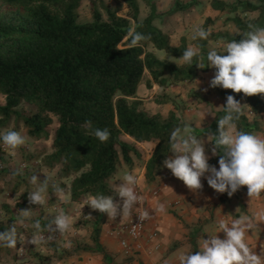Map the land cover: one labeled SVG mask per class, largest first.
<instances>
[{
    "label": "trees",
    "instance_id": "obj_1",
    "mask_svg": "<svg viewBox=\"0 0 264 264\" xmlns=\"http://www.w3.org/2000/svg\"><path fill=\"white\" fill-rule=\"evenodd\" d=\"M121 2L130 10L127 16L120 15L121 5L114 10L104 5L108 15V19H104L96 3L92 2L93 20L80 23L82 0H0V94L6 99L4 105L0 104V125L8 128L13 120L16 125L25 127L27 136L38 141L49 138L48 128L54 122L53 116L58 118L52 152L44 157L43 164L50 170L55 165H62L61 177L72 179L67 190L71 200L78 204L87 201L89 195L113 196L110 182L119 166L124 162L132 167V155L140 154L135 146L123 140V136L128 135L139 143L154 144L146 163L148 182L155 180L158 169L170 157V134L176 127L182 128L186 124L175 111L164 117L144 110L143 101L137 96L140 84L145 82L147 88L152 89L155 84L169 88L181 82H193L200 72L209 71L205 60L210 42L226 44L239 40L249 24L264 27V0H260V4L246 0H235L234 3L212 0L214 10L235 14L225 20L234 24L240 33L232 36L229 32L211 31L207 40L197 38L200 55L204 57L199 62L205 67L200 69L195 64L190 67L160 59L149 51V47H154L180 58L188 48L186 37L182 38L180 46L173 47L170 35L155 25L159 18L155 0H144L150 12L143 21H140L139 0ZM195 5L194 2L177 3L168 14ZM241 8L243 13L259 15L252 19L243 17L238 13ZM210 20H206L205 26ZM130 29L151 38L142 41V46L129 48L127 35ZM218 91L226 97L234 96L237 101L246 100L255 114L264 112V95L246 97L231 90ZM23 103L34 108L30 112L20 111ZM88 121H91V127L86 123ZM236 123L238 130L250 132L247 117L241 116ZM97 128L109 130L107 142L101 143L92 134ZM218 161L217 155L213 163L219 164ZM14 174L12 192L19 193L23 186L27 190L18 197L14 207L9 203L2 204L4 219L0 220V233L17 222L15 210L20 212L35 207L28 200L31 183L20 176L19 171ZM245 188L241 187L233 194L240 200L242 209L240 194ZM36 221L42 229L50 223L42 218ZM95 222L93 244L70 250L65 256L60 255V259L92 253L101 255L105 264H115L113 255L102 245L100 220ZM16 229L18 234L36 232L35 228ZM192 234V248L196 252L199 250L195 242L199 230ZM49 246L58 252L56 243ZM0 253L7 258L12 253L11 260H16V249L0 244ZM34 256L44 258L38 252Z\"/></svg>",
    "mask_w": 264,
    "mask_h": 264
},
{
    "label": "clouds",
    "instance_id": "obj_2",
    "mask_svg": "<svg viewBox=\"0 0 264 264\" xmlns=\"http://www.w3.org/2000/svg\"><path fill=\"white\" fill-rule=\"evenodd\" d=\"M209 35V31L197 27L192 39L207 40ZM127 38L130 39L128 47L133 48L142 46L141 42L151 37L130 29ZM224 48L227 55L218 54L215 50L207 53V67L215 69L210 87L243 93L246 97L264 95V27L249 24L243 38L227 42ZM203 58L200 48L191 46L183 51L178 60L190 67L195 64L204 69V65L199 62ZM169 60L177 59L170 56ZM226 101V106H222L225 115L218 119V135L207 133V138L211 137L214 141L211 143V153L212 156H219V169L209 164L210 157L206 154L205 140L202 141L194 135V129L187 124L182 128L176 127L171 132L170 152L173 155L164 160V167L193 193L203 190L201 179L206 178L208 186L219 194L227 193L231 198L241 187L246 186L249 197L259 199L264 193V138L238 130L236 122L243 115L242 108L247 105L241 106L232 95L227 96ZM86 123L91 127V121ZM92 134L101 143L110 138V132L106 128L94 129ZM0 140L11 150L12 155L27 143L26 136L10 129L0 133ZM38 180L36 175L31 177L33 185ZM137 182L133 173H125L121 183L113 186V192L118 195L120 202L114 201L112 196L97 194L89 195L86 205L93 211L106 214L109 220L130 216L142 199L136 192ZM48 187L49 181L46 178L34 191L29 192V203L43 206L46 203ZM52 187L58 197L63 199L64 189L56 184ZM158 210L163 212L164 205H159ZM31 212L20 211L17 222L23 225ZM148 218L150 214L145 210L138 219L143 221ZM71 226L72 217L61 210L46 229H42L40 222L36 221L33 225L36 232L27 242L39 245L45 239L53 238L52 235L43 236V231L63 235ZM252 228L253 223L248 216L242 215L232 220L231 224L221 221L219 233L223 232L224 238L221 239L216 234L203 239L200 250L179 257L180 264H264V256L253 252L246 242V233ZM25 241L26 237L17 233L15 224L0 233V244L7 248L17 249L18 242L23 245ZM19 251H24L23 247Z\"/></svg>",
    "mask_w": 264,
    "mask_h": 264
},
{
    "label": "rangeland",
    "instance_id": "obj_3",
    "mask_svg": "<svg viewBox=\"0 0 264 264\" xmlns=\"http://www.w3.org/2000/svg\"><path fill=\"white\" fill-rule=\"evenodd\" d=\"M142 2L143 7L145 11L150 12V7L146 5L144 0H139ZM180 1V0H177ZM200 0H192L190 2L196 3ZM228 3H234L235 0H226ZM246 1H252L256 4H260V0H246ZM92 2H95L98 6L99 10L103 14L104 19H108L107 12L105 11L104 7L108 6L112 10L116 9L118 6L121 5L122 11L120 12V15L127 16L129 13V8L127 5L121 0H82L81 7L79 8V22L80 23H86L93 20V13H92ZM159 2V0H157ZM183 2V1H182ZM161 8L165 10H171L176 6V0H160ZM184 4V3H182ZM105 5V6H104ZM197 5V3H196ZM195 5V6H196ZM190 10V9H188ZM242 8L239 10L238 13H240L243 17H248L249 19L257 18L258 13H252L248 12L243 13ZM187 10H181L176 16H179L181 19L186 20L188 15L191 13ZM235 14H227L223 13L222 15H219L215 20L219 21V23H223L226 20H224L227 16H234ZM250 15V16H248ZM169 15L168 13H165L162 17V19L167 18ZM227 17V18H228ZM135 23H133V26ZM157 27L160 25L158 22L155 24ZM183 25V23H182ZM217 25V24H216ZM229 25H232L234 28L236 26L229 22ZM207 27V29H205ZM160 28V27H159ZM205 30H216L214 24L208 23L207 26H203ZM222 31V30H221ZM227 32V31H222ZM240 32V31H239ZM175 41V39L173 40ZM213 48L214 50H219L222 52H225V48L222 46H215L212 47L210 44L208 48ZM156 52V56L160 59L169 58V54L163 50H158L153 48ZM221 53V52H220ZM218 53V54H220ZM223 55H226L222 53ZM207 60H205L206 62ZM204 62V63H205ZM208 64V63H207ZM211 70V71H210ZM209 72H212L215 74L214 68H209ZM144 86H141V88ZM189 86H186V84L179 83L178 85H172L170 88H172V91L170 94H165L164 91L160 90L157 92L155 98L151 100L149 103L148 110L150 113H159L163 115L164 117H167L170 113V111H175L177 115L180 117L183 123L190 125L194 129V135H196L199 139H202V141L205 140L206 143H213L211 137L207 138V133H211L213 135H217L216 129L218 125V119L220 118V114H225L223 109H218L215 105V103L208 97H205V93H198L196 90L191 97H184L187 94ZM216 91L218 89H222L221 87L212 88ZM143 91L142 89L140 92ZM146 91V90H145ZM219 92V91H218ZM146 93H149L146 91ZM192 98V100H190ZM223 98H225L223 96ZM227 98V97H226ZM245 102V105L248 106V103L246 100H240L239 102ZM6 103L5 96L0 94V104L4 105ZM242 105V104H241ZM226 106V105H225ZM194 108V110H198L200 112L192 115V120L188 118V109ZM217 109H216V108ZM249 107V106H248ZM34 107L30 105L29 103H23L19 110L23 112H30ZM250 108V107H249ZM207 111L209 116L203 115L201 111ZM222 110V111H221ZM243 115L249 119L248 117V109L245 107L242 108ZM191 116V115H190ZM54 122L53 124L48 128L49 132V138L48 139H40L38 141H35L31 139L29 136H27V131L25 127L20 124L16 125V123L12 120L9 124L8 128H3L0 125V133H3L4 130H15L19 131L22 135L27 137V143L25 146L19 148L16 151L15 155H12L11 150L5 146L0 140V220L4 219L3 212H2V204L3 203H9L12 207L15 206L18 197L27 190L24 186L20 190L19 193L12 192V187L14 185V173L16 171L20 172V176L25 177L30 183H31V177L33 175L38 176V181L36 185H32L31 189L28 191H34L40 184V182H43L46 178H48L49 181V187L46 193V203L43 206L35 205L34 208L30 209L31 215L29 218L25 220V223L23 225L19 224L18 222L15 223L16 227H23L24 229H34L33 225L38 218H42L44 220L50 221L57 215L61 210H63L67 215L72 217V226L69 231L64 233L63 235L59 233H49L47 232L45 237H48L49 235H52V239H45V241L39 245H33L28 243L27 241L31 239V236L33 235L32 232H26L23 233V235L26 237V241L23 245L20 244V246L17 247V257L16 260H11L12 253L7 256H3L2 253H0V264H105L103 257L99 254H92V253H83L81 255H75L70 257H65L63 259H60V255H66L68 251L74 250L79 246L84 245H92V234L94 232V226L96 224V220H100V225L102 227V233H101V242L102 245H104L109 251L113 257H114V263L115 264H145L143 262V259L141 258V251L142 247L135 248L132 246L128 248H124L121 243V235L125 234L127 231L128 224L133 218V213H131L130 216L119 218L117 217L116 220H109L106 214H101L99 211H93L87 204V201H85L82 204L74 203L71 200L70 194L67 189H69L71 185L72 179H65L61 177V170L62 165H55L51 170L44 166L43 159L44 157L52 152V144L54 140V134L59 127V121L58 118L53 116ZM189 119V120H188ZM241 121V120H240ZM205 143V144H206ZM145 146L142 148V154H140L139 157V164L141 166L144 165V160L142 159L143 156L148 157L152 154L154 144L153 143H144ZM211 147L213 145L211 144ZM124 162H122L123 164ZM211 166H215L217 170L219 169V164L210 162ZM125 165V163H124ZM158 171L164 172L168 171L167 168L164 167V164L158 169ZM5 173V175L3 174ZM158 173V174H160ZM2 174V175H1ZM157 174V175H158ZM162 175V174H161ZM207 175V174H206ZM4 176V177H3ZM204 181L207 184V179L203 178ZM12 181V182H11ZM113 181L114 178L111 180L110 185L111 189H113ZM202 182V181H201ZM56 184L60 188L64 189V198L60 199L56 192H54L52 185ZM113 199L116 202H120V198L118 195H115V192H113ZM179 201V200H178ZM178 201L175 200L171 204H167V209L170 212L177 211L176 206L178 205ZM19 211L15 210V215L18 217ZM151 213V211H150ZM90 216V217H89ZM176 217L179 220H182V218L178 215ZM148 225H152V219L150 216V222ZM196 229L200 230V227H194L191 229V236L196 231ZM219 232L216 229V233ZM147 234V232H146ZM144 236V240H147L148 236ZM145 242V241H144ZM51 243H56L58 252H55L50 248L49 245ZM142 244V243H141ZM143 245V244H142ZM23 247L24 251H19V249ZM15 250V249H14ZM182 251V249H181ZM38 252L43 259L35 257L34 253ZM184 254H186V250L183 249ZM180 254V253H179ZM175 255L170 256V260H174Z\"/></svg>",
    "mask_w": 264,
    "mask_h": 264
},
{
    "label": "crops",
    "instance_id": "obj_4",
    "mask_svg": "<svg viewBox=\"0 0 264 264\" xmlns=\"http://www.w3.org/2000/svg\"><path fill=\"white\" fill-rule=\"evenodd\" d=\"M155 1L157 5V13L159 15V18L155 21V24L158 22V24L160 25V29L170 35V42L173 47L180 46L183 37L187 38L188 47H198V42H196V40H193L192 37L197 27L205 26L207 19H211L210 24H214L217 28L216 30H207L209 32H219L222 30L229 32L232 36L238 35L240 33L237 28L229 25V22L225 21L223 23H219V21L215 20L219 15H222L223 13L212 8V0L197 1L196 6H193L190 10H187L191 13L188 15L186 20L181 19L179 16H176L179 12H176L172 16H168L167 18L162 19L163 15L165 13H168L170 10L164 11L160 7V0L159 2H157V0ZM189 1L192 0H176V3L186 4ZM226 2L228 3V1ZM249 2L256 4L252 1ZM139 3L140 21H143L148 16L149 12L145 11L141 1H139ZM146 5L147 4H145V7ZM205 29H207V27ZM174 39L175 41H173ZM210 44L212 45V47L218 45L224 47L225 45V43L222 42L212 41L208 44V47ZM153 48L154 47H149V51L155 54L156 52ZM208 50L213 51L214 49H211L210 47L208 48ZM215 51H217L218 53L221 52L220 54L224 53L227 55V53L225 52H219V50ZM175 59L177 60L172 62L178 65L185 64L183 63V61L178 60L179 58ZM198 76L199 77L193 82H181V84H186V86H189L187 94L184 97L187 98L193 96L196 90L198 93H205V97H209L215 103L218 109H223L222 106H225L227 103L226 96L220 94L218 91L210 87V81L214 78V74L207 71L200 72ZM141 86L144 87L141 88ZM141 89L143 91L140 92ZM159 89L164 91L165 94H170L172 91V88L170 87L163 88L156 84L152 89H148L145 82H143L139 86L137 93L138 99L143 101L142 108L149 113L150 111L148 110L147 106L149 105L151 100L155 98ZM145 90L149 93H146ZM223 96L225 98H223ZM190 100H192V98ZM240 104H242L241 106H244L245 102L242 101L240 102ZM248 106H246V108L248 109V117L250 122L249 133L264 138V112L255 114L250 110ZM198 110H194L193 107L188 109V112H186V114L188 113V118L192 120V115L200 112ZM201 112L203 115L209 116L207 111L202 110ZM223 115L225 114L221 113L220 118ZM123 140L135 146L139 153L142 154V148L145 146L144 143L136 142L128 135L123 136ZM205 147L206 154L210 157V163L214 161L217 156H212L211 144L206 143ZM140 154L132 155V167H129L127 164L124 165V163L119 166L112 186H114L115 184L119 185L125 173H133L138 178V184L141 186L140 188L144 190V193L147 196L149 208L151 211L152 225L147 226L146 237L149 235L150 237H152L153 231H156V236L153 237L152 240L147 239L144 240L145 242H142L143 245L140 256L145 264H180L179 257L184 254L183 249L186 250V253L194 252L191 243V241H193V237L190 233L191 229L196 226L200 227L199 234L197 235L195 241L198 244V249L200 250L202 247L203 239H208L210 235L217 234L219 238H224L223 232L216 233V229L219 231V224L221 221L231 224L232 220L237 219L242 215L248 216L253 223V228L246 233V242L250 247H252L254 252L264 256V193L261 194V198L259 199L250 198L246 187L245 190L240 194L244 207L242 209L240 200L237 197L232 196L230 198L227 193L219 194L215 192L211 187L208 186V184H206L203 178L201 179L203 190L199 193L191 192L183 184L182 181L178 180L172 175L170 170L161 173L160 171H158V173L160 174L156 176L155 180L152 182H148L146 179V163L148 162L151 155H149L148 157H142V159L144 160V165L141 166L139 164ZM172 155L173 154L171 153L170 156ZM115 195L117 194L115 193ZM175 200H179L178 205L175 207L177 211L170 212L166 208L167 204H171ZM161 204H163L165 207V210L163 212H160L158 210L159 205ZM175 214L180 216L182 220H179ZM171 255H175V259L172 261L170 260Z\"/></svg>",
    "mask_w": 264,
    "mask_h": 264
},
{
    "label": "built area",
    "instance_id": "obj_5",
    "mask_svg": "<svg viewBox=\"0 0 264 264\" xmlns=\"http://www.w3.org/2000/svg\"><path fill=\"white\" fill-rule=\"evenodd\" d=\"M138 181V178H137ZM141 186L138 184L135 186L137 194L142 198L139 203L137 204L136 208L133 210V218L128 224L127 231L125 234L121 235V243L124 248H128L133 245L135 248L142 247V240L146 235V229L150 222V218L145 219L143 221H139V216L142 214L143 211L147 210L151 216L149 202L147 199L144 190L140 188ZM156 236V231H153L152 237L148 236V239L152 240L153 237ZM250 247V246H249ZM252 249V247H250ZM254 252V250L252 249Z\"/></svg>",
    "mask_w": 264,
    "mask_h": 264
}]
</instances>
